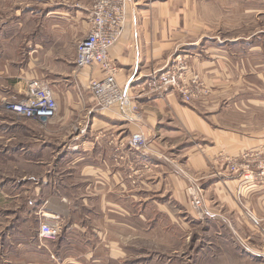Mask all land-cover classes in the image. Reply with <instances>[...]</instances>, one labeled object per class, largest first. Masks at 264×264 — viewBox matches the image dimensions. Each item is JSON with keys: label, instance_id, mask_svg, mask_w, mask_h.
Returning a JSON list of instances; mask_svg holds the SVG:
<instances>
[{"label": "crops", "instance_id": "1", "mask_svg": "<svg viewBox=\"0 0 264 264\" xmlns=\"http://www.w3.org/2000/svg\"><path fill=\"white\" fill-rule=\"evenodd\" d=\"M43 1L38 8L4 7L0 0V104L21 100L35 77L47 78L57 103L48 121L0 112V169L8 165L12 172L0 176V201L12 206L4 214L18 221L0 232L12 240L6 263L53 264L48 255L54 253L61 264H124L131 236L154 233L148 220L220 218L213 203L231 210L230 195L251 187L228 175V161L264 153V130L228 127L238 124L230 111L238 115L246 104L236 98L244 88L242 59L259 54L258 32H244L253 7H244L245 0H126L122 34L109 58L128 105L100 110L84 92L91 78L102 77L99 69L77 70L73 53L27 64L18 57L21 42L71 45L86 35L90 7ZM23 28L22 34L30 32L25 40ZM246 43L252 50L244 51ZM180 62L191 99L184 102L175 90L153 93L150 76ZM135 134L143 136L142 148L129 147ZM22 165L36 175L20 174ZM73 172L77 184L70 183ZM194 197L201 201L197 208ZM42 220L60 225L55 245L31 238Z\"/></svg>", "mask_w": 264, "mask_h": 264}, {"label": "rangeland", "instance_id": "2", "mask_svg": "<svg viewBox=\"0 0 264 264\" xmlns=\"http://www.w3.org/2000/svg\"><path fill=\"white\" fill-rule=\"evenodd\" d=\"M69 2L73 4L81 2L91 9L94 0H69ZM43 4V0H5L4 7L39 8L43 7ZM244 7H250L251 9L253 7V10L246 13L244 32L246 36L253 33V31L258 32L257 38L259 40L255 43L254 51H259V54L252 56L254 58L245 56L242 59L245 69L244 88H242L243 92L236 98L244 99L246 104L244 112L241 111L238 115L233 110L230 111V115L234 117V122L238 124L229 123L228 127L242 129L244 126L245 129L252 130L253 127L264 130V0H245ZM7 14L8 12L5 15ZM37 24L41 25V22L38 21ZM23 30L24 28L21 30V39H28L30 32H28V29H25L24 34H22ZM251 44L246 43L244 45V51L252 50L253 47ZM34 47V43L27 44L26 42H21L19 44L18 57L23 61V64H27L30 59L31 61H37L39 63L46 56H55L54 54H63L69 57L73 53L75 58L76 43L71 45L37 44L35 47L37 53L30 55L29 53ZM180 66L184 67L185 65L181 64ZM39 69L43 70V68ZM35 78L47 81L46 77ZM197 83L196 85L198 86ZM179 86L180 88L183 86L181 80ZM183 87L189 92L190 100V97L193 96L192 90L190 91L189 88ZM196 87L193 92L199 91L203 93V96L208 95L205 90ZM84 92L91 98L87 90V85L84 88ZM81 93H83L82 90ZM60 97L62 98V96ZM251 100H253L254 104L249 103ZM10 104L7 101L0 104V112L3 113L4 117L14 116L9 113L10 109L7 108V105ZM241 122L244 125L240 124ZM243 158L248 157L245 155ZM227 166V173L230 177H242L243 182L248 183L247 186L251 187L243 196L239 193L230 195L235 200L233 201L235 203L234 207L231 210L227 211L225 210V206L217 207V203H213L216 211L215 214L221 219H199L191 221L187 218L176 223L174 222L173 224L168 220H148L146 226H148L150 232L153 230L154 233H150L147 238H140V236L136 235L131 236V240H128L126 243L127 257L124 264H264V191L261 190V193H259L256 190V187L258 188L264 184V153L260 156L254 155L252 158L249 157V159H245L243 162L229 160ZM20 167L24 171L20 172V174H26L28 172L36 175L37 173L36 170L30 172L23 165ZM4 168L8 171H4L1 168L0 176L2 173L12 175L8 165ZM70 183H78L74 178V172L70 178ZM22 197L27 198L28 196L25 195ZM6 205V202L0 201V232L9 229L11 226L17 227L18 224V221L12 220V214L8 217L4 214L3 209L12 207H5ZM193 206L197 208L194 204ZM41 223L47 222L42 220L39 222V226ZM90 224L89 226L91 228L98 227V221L91 220ZM137 224L140 225V223ZM26 226L33 227V222L29 221ZM38 230L32 233L31 237L33 239L35 236L38 245L46 246L45 243L50 245L58 243L59 238L53 242H40L38 239ZM11 242L12 240L7 239V236L3 237L0 233V264L3 261H5V264H8L6 263L7 260L11 262ZM52 255L54 259H52ZM28 257L25 256L24 258L29 260ZM48 258L53 264H61V258L54 253H50Z\"/></svg>", "mask_w": 264, "mask_h": 264}, {"label": "built area", "instance_id": "3", "mask_svg": "<svg viewBox=\"0 0 264 264\" xmlns=\"http://www.w3.org/2000/svg\"><path fill=\"white\" fill-rule=\"evenodd\" d=\"M125 9L126 0H94L89 12V30L75 48L74 66L77 70L97 68L102 74L101 78L93 77L87 83L93 105L100 110L128 105V98L115 79L116 68L109 58V51L122 34ZM182 70L183 67L179 66L153 73L148 80V87L156 94L175 90L182 95L184 102H188L189 92L179 86ZM194 81H197L196 77ZM7 108L22 117L48 121L56 115L57 103L54 92L46 81L32 79L26 85L23 98L7 105ZM144 145L145 140L141 134L133 135L129 141V147L133 149L142 148ZM246 177L248 178L247 175ZM193 204L199 207L200 199L194 197ZM60 233L61 227L57 223H41L38 239L40 242H53L60 237Z\"/></svg>", "mask_w": 264, "mask_h": 264}]
</instances>
